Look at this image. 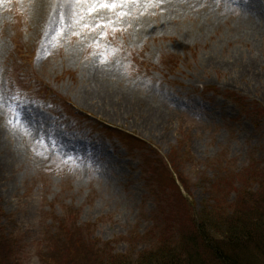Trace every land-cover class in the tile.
Here are the masks:
<instances>
[{"label":"rangeland","instance_id":"rangeland-1","mask_svg":"<svg viewBox=\"0 0 264 264\" xmlns=\"http://www.w3.org/2000/svg\"><path fill=\"white\" fill-rule=\"evenodd\" d=\"M164 1L116 0L91 13L80 4L70 29L54 0L44 10L37 0L0 5V228L12 264H44L45 233L72 215L135 258L157 209L144 160H168L180 141L183 167L203 174L189 197L197 208L223 169L264 163V121L251 114L264 108V32L250 36L241 19L264 0H199L178 18ZM33 76L50 96L23 85Z\"/></svg>","mask_w":264,"mask_h":264},{"label":"trees","instance_id":"trees-1","mask_svg":"<svg viewBox=\"0 0 264 264\" xmlns=\"http://www.w3.org/2000/svg\"><path fill=\"white\" fill-rule=\"evenodd\" d=\"M22 83L35 95L52 94L37 77ZM233 100L249 112L242 100ZM253 110L252 116L264 121V108ZM129 138L127 145L143 150ZM183 144L168 160L153 153L144 160L148 189L157 203L153 228L137 239H148V248L135 258L115 254L113 245L93 238L90 226L77 228L72 215L58 222L53 229L58 231L45 233L44 264H264V163L252 161L240 172L223 169L212 183L209 201L197 208L189 197L204 178L183 167ZM5 235L0 228V264H12L13 240Z\"/></svg>","mask_w":264,"mask_h":264},{"label":"bare ground","instance_id":"bare-ground-1","mask_svg":"<svg viewBox=\"0 0 264 264\" xmlns=\"http://www.w3.org/2000/svg\"><path fill=\"white\" fill-rule=\"evenodd\" d=\"M3 1L4 0H0V5L2 4ZM37 1L42 2L40 3L42 10H44L45 5H50L49 0H37ZM205 1H207L206 3H208V1H211V0H205ZM164 2L166 3L165 4L166 9L169 11L168 13H171L172 15H174L175 16L174 18L186 16L191 11L198 9V7H202L205 3V2H199V0H165ZM69 4H70V0H54V3H53L54 7L58 6V8L56 9L57 13L62 14L66 11V13L70 14L69 23H67L65 27L68 29H70L71 25L74 24L76 20L75 14L77 10H79L78 8L81 7L80 5H73L71 8H69ZM138 4H139V1H137L135 6H138ZM252 10H254L253 7L249 9V7L246 6L243 16L241 17V19L244 21L242 26L244 27V30L246 33H248L250 36H253L254 38H257L256 35H258V33L264 32V28H262L263 26L261 25L262 24L261 18L262 19L264 18V11L255 9V11H253L255 12V14L251 16L250 13ZM188 11L189 13L187 14ZM55 19H56L55 17H52L49 21H47L48 22L47 25H49L48 27L49 31L57 33V31L60 29V24H59L60 19H58L57 21ZM257 22H259L258 28H255V25H257L256 24ZM105 71H107L108 73H110V75H112L111 76L113 78V79L111 78L112 80L117 78L118 72L116 69L112 68L110 70H105ZM35 116H36L35 114H31V117L33 120H36Z\"/></svg>","mask_w":264,"mask_h":264},{"label":"snow or ice","instance_id":"snow-or-ice-1","mask_svg":"<svg viewBox=\"0 0 264 264\" xmlns=\"http://www.w3.org/2000/svg\"><path fill=\"white\" fill-rule=\"evenodd\" d=\"M80 4H88L87 11L89 13L96 12L99 8H116L118 4L116 3V0H113V2L109 3L108 0H70L69 8H71L73 5H80ZM87 27V25H85Z\"/></svg>","mask_w":264,"mask_h":264}]
</instances>
